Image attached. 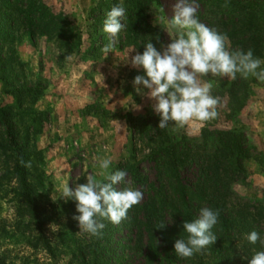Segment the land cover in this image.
Returning <instances> with one entry per match:
<instances>
[{"label": "rangeland", "instance_id": "rangeland-1", "mask_svg": "<svg viewBox=\"0 0 264 264\" xmlns=\"http://www.w3.org/2000/svg\"><path fill=\"white\" fill-rule=\"evenodd\" d=\"M4 1L18 2L15 7L21 11L30 7L33 11L32 17L21 12L16 25L2 16L0 52L9 81L4 85L0 77V104L10 105L14 111L21 139L30 134L23 148L36 155V171L31 175L43 183L38 197L46 219L43 233L51 246V252L42 245L33 248L30 243L38 233L35 230V234L28 229L15 233V210L9 200H0V254L4 264H76L78 248L91 242L93 236L80 230L73 219L79 215L76 202L59 198L63 185L68 183L74 190L89 176L103 179L98 175V158H110L109 172L127 173L117 188L138 189L130 167L136 165L143 177L154 179V164L146 160L152 151L165 147L167 141L199 138L207 130L235 132L246 149L242 174L233 178L223 213L235 221V236L228 242L218 237L202 252L175 264H244L247 249L252 253L264 251V81L253 76L245 79L240 74L235 80L208 74L204 79L213 85L211 95L219 97L217 118L206 123L189 122L179 129L170 122L169 127L160 129V117L153 111L155 102L138 94L135 87L142 93L148 90L133 85L134 78L145 73L132 67L130 60L143 53L147 42L157 50L170 43L172 34L159 16L171 18L176 0ZM120 4L126 11L136 9V16L123 18L126 27L115 38L112 53L105 57L101 49L112 38L103 31V22L111 8ZM201 11L199 6L197 13ZM215 29L227 36L231 33L228 28ZM229 41L230 51L252 49L255 57L264 60L261 43ZM11 86L16 87L17 94H9L13 93ZM68 206L72 220L66 213ZM102 222L106 230L116 227L108 220ZM72 223H76L73 235L65 230V225ZM4 228L5 233L1 231ZM252 231L261 238L256 244L245 238ZM128 235L122 229L113 237L126 240ZM145 244L143 240L139 247L134 245L123 252L127 264H153L144 261Z\"/></svg>", "mask_w": 264, "mask_h": 264}, {"label": "trees", "instance_id": "trees-1", "mask_svg": "<svg viewBox=\"0 0 264 264\" xmlns=\"http://www.w3.org/2000/svg\"><path fill=\"white\" fill-rule=\"evenodd\" d=\"M250 1L196 0L203 8L197 16L200 22L211 28L231 29L229 39L264 45V0L253 5ZM16 4L18 2L0 0V36L4 32L1 25L4 18L16 25L21 12L32 17L31 7L25 12L15 7ZM135 13L136 9H127L125 16L133 19ZM207 14L210 16L208 19L205 17ZM4 71L5 59L0 52V77L7 85L9 77ZM11 89L13 93L9 94L18 93L15 86ZM15 119L10 105L0 104V200H9L15 210V233L27 229L31 233L37 231L30 244L33 248L42 245L43 250L51 252L43 233L46 219L41 214L38 197L43 183L31 175L36 171L33 162L36 155L23 148L30 134L26 133L21 139ZM239 137L231 131L207 130L199 138L167 141L165 147L152 151L146 158L147 162L154 164L151 171L154 179L143 177L138 166L130 167L133 185L143 193L142 201L129 209L128 218L119 225L111 230H102L101 236H93L91 242L78 248L77 256L74 255L76 264H127L123 252L133 249L134 245L139 247L143 240L146 243L143 253L146 263H179L182 258L174 252V243L187 236L182 225L198 218L196 214L199 215L204 207L219 210L218 223L212 232L217 238L222 237L224 242L230 241L235 236V221L223 213L231 195L233 178L242 174L246 149L239 143ZM21 157L26 162L31 161V167L22 166ZM66 213L72 220L71 206L67 207ZM161 223L164 226L158 228ZM74 224L65 225L67 233L74 234ZM122 229L131 236L128 235L126 240H114V234ZM1 231L5 233V228ZM254 254L249 248L244 257L251 259ZM4 259L0 254V264H4ZM248 259H243L244 264H248Z\"/></svg>", "mask_w": 264, "mask_h": 264}, {"label": "clouds", "instance_id": "clouds-1", "mask_svg": "<svg viewBox=\"0 0 264 264\" xmlns=\"http://www.w3.org/2000/svg\"><path fill=\"white\" fill-rule=\"evenodd\" d=\"M198 8L196 0H176L171 18L159 16L160 22L172 34L170 43L157 50L151 42H147L143 53L132 56L130 60L132 67L142 68L145 73L137 75L133 85H142L148 90L142 93L140 87H135L138 94H145L155 102L153 111L160 117V129L169 127L170 122L179 129L189 122L206 123L217 118L219 97L211 95L213 85L204 79L208 74L233 80L240 74L245 79L253 76L264 81V67H261L264 60L255 57L252 49L247 52L230 51L227 34L200 22ZM125 14L126 10L120 4L113 6L106 15L103 31L112 39L101 49L105 57L112 53L116 47L115 38L126 27L122 22ZM134 107L139 110V106ZM98 160L101 170L98 175L103 179L89 176L85 184L77 185L74 190L65 183L59 196L76 202L79 215L73 219L78 222L80 230L97 237L105 228L103 220L119 225L128 218L129 209L143 199V193L138 189L117 188L124 181L126 171L109 172L111 159ZM20 164L31 167V161L26 162L22 157ZM218 218L219 210L201 208L198 218L183 223L187 236L175 241L174 252L181 258H191L211 246L217 239L212 229ZM163 226L161 223L158 228ZM245 238L251 244L261 240L256 231ZM248 264H264V251L255 252L248 259Z\"/></svg>", "mask_w": 264, "mask_h": 264}]
</instances>
